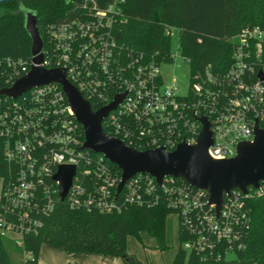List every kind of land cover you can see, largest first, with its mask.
<instances>
[{
	"label": "built area",
	"instance_id": "built-area-1",
	"mask_svg": "<svg viewBox=\"0 0 264 264\" xmlns=\"http://www.w3.org/2000/svg\"><path fill=\"white\" fill-rule=\"evenodd\" d=\"M87 8L46 27L41 66L64 69L67 79L96 109L117 94L124 95L102 120L109 136L138 150L164 147L171 151L180 143L196 144L202 129L199 118L205 117L212 137L207 154L226 159L236 154L238 143L253 140L255 123L263 127L264 27L241 28L230 37L233 48L227 69L215 71L208 64L193 71L187 89L178 92L174 84L163 85L160 72V64L174 61L172 53L168 61L145 59L141 52L116 40L115 6ZM171 30L166 31L170 36ZM32 64L31 59L28 71ZM28 71H17L9 86ZM0 140L3 157L11 164L10 175L3 180L0 234L14 244L22 246L23 235L41 226L56 196L60 199L53 179L59 165L75 166L64 197L68 206L112 208L111 188L116 193L120 177L113 176L112 162L104 155L82 148V125L59 85L36 86L17 98L0 95ZM140 183L153 200L159 199L161 189L188 234L181 248L204 260L220 259L242 246L241 230L248 222L243 200L264 196V183L249 187L246 194L233 189L223 197L216 214L205 190L172 176L158 185L153 176L137 173L120 190L125 202L142 201Z\"/></svg>",
	"mask_w": 264,
	"mask_h": 264
},
{
	"label": "trees",
	"instance_id": "trees-1",
	"mask_svg": "<svg viewBox=\"0 0 264 264\" xmlns=\"http://www.w3.org/2000/svg\"><path fill=\"white\" fill-rule=\"evenodd\" d=\"M115 8L116 40L141 52L147 60H170L171 36L166 31L169 27L178 29L181 55L189 64L190 73L208 64L215 71L226 70L233 48L230 37L244 26L264 27V0H124ZM87 9L75 6L72 0H0V89L10 85L17 71L23 74L30 67L26 11L35 14L45 45L47 26ZM103 129L108 133L105 126ZM109 164L113 176L120 177L117 165ZM10 172L11 164L3 157L0 140L2 180ZM111 189L113 206L109 210L71 208L66 200L56 196L53 210L42 216L41 226L23 235L22 246L0 234V264H40L38 257L44 243L69 254L95 253L119 257L122 264H146L127 251L128 237L140 238V233L145 232L155 238L160 248H165L166 217L173 211L161 189L159 199L153 200L140 183V203L125 202L122 191L115 193L114 186ZM243 201L248 222L241 230L242 246L235 247L232 259L222 254L220 259L204 260L180 246L172 264H264V196L250 195ZM178 235L180 243L188 237L180 224Z\"/></svg>",
	"mask_w": 264,
	"mask_h": 264
},
{
	"label": "water",
	"instance_id": "water-1",
	"mask_svg": "<svg viewBox=\"0 0 264 264\" xmlns=\"http://www.w3.org/2000/svg\"><path fill=\"white\" fill-rule=\"evenodd\" d=\"M25 29L31 39L32 65L23 76L15 79L11 86L0 89V95L17 98L36 86L57 84L65 94L76 120L82 125L84 142L82 148L101 153L121 171L116 188L118 193L124 183L137 173L153 176L160 185L166 176L185 180L189 185L203 189L208 202L219 213L224 195L237 189L246 194L249 187L258 188L264 183V125L253 126V140L237 144L236 154L226 159H212L207 148L212 143L208 120L199 118L202 129L196 144L180 143L168 151L164 147L138 150L126 145L121 139L104 132L102 120L115 109L124 95L117 94L113 101L94 110L67 79L61 68L46 69L41 66L43 41L34 13L25 12ZM263 77V76H261ZM75 174V166L59 165L53 179L58 183L59 197L66 196Z\"/></svg>",
	"mask_w": 264,
	"mask_h": 264
},
{
	"label": "rangeland",
	"instance_id": "rangeland-1",
	"mask_svg": "<svg viewBox=\"0 0 264 264\" xmlns=\"http://www.w3.org/2000/svg\"><path fill=\"white\" fill-rule=\"evenodd\" d=\"M72 2L75 6L111 9L115 6L116 0H72ZM171 32L170 53L174 55V61L160 64V72L164 86L174 84L178 92H184L190 82V67L181 57L178 29L172 28ZM2 187L3 180L0 177V202ZM178 227V216L171 212L166 217L165 248H160L154 237L142 232L140 238L128 237L127 251L146 264H172L175 253L180 248ZM18 255L20 254L16 253V256ZM233 257L232 253L227 254L228 259Z\"/></svg>",
	"mask_w": 264,
	"mask_h": 264
},
{
	"label": "crops",
	"instance_id": "crops-1",
	"mask_svg": "<svg viewBox=\"0 0 264 264\" xmlns=\"http://www.w3.org/2000/svg\"><path fill=\"white\" fill-rule=\"evenodd\" d=\"M40 264H122L115 256H102L95 253H65L49 244H42L38 257Z\"/></svg>",
	"mask_w": 264,
	"mask_h": 264
}]
</instances>
